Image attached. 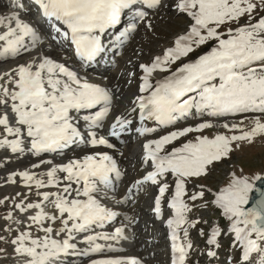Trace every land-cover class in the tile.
<instances>
[{
	"label": "snow or ice",
	"instance_id": "6c2138e0",
	"mask_svg": "<svg viewBox=\"0 0 264 264\" xmlns=\"http://www.w3.org/2000/svg\"><path fill=\"white\" fill-rule=\"evenodd\" d=\"M35 4L46 18L45 23L74 45L75 56L83 64L96 61L106 52L101 35L119 26L128 12L144 6L157 10L165 6L164 0H35ZM169 7H174L178 15L188 17L191 23L162 55L139 65L143 75L139 95L132 102L134 107L128 114L114 117L107 136L119 137L129 131L134 123L130 115L137 109L141 126L135 131L142 136L158 128L175 126L193 115L225 120L243 116L239 123L223 125L231 135L220 133L211 138L197 135L171 151L168 146L181 137L203 133L213 127L212 123L203 121L148 140L143 145V163L150 164L152 170L136 180L128 188V195L119 201L128 203L133 190L140 191L145 184L158 185L154 211L159 214L161 199L170 187L162 181L168 175L174 176L175 191L169 207L174 209L175 218L168 221L172 230V264H187L192 248L187 240L188 228H195L198 223L187 220L192 210L184 199L187 181L207 176L216 163L230 157L233 144L239 147L243 142L251 144L257 137H264V16L259 15L264 0H175L174 6ZM147 16V11H136L134 19L146 22L151 29ZM245 17L247 22L241 24ZM5 24L6 30L0 33V61L30 53L43 42L37 30L23 21L18 12L0 17V25ZM135 28L133 23L120 32L117 41L124 44ZM210 42L214 46L209 51L184 62ZM158 74L163 75L157 79ZM113 99L110 89L90 82L49 56L20 64L0 75V127L3 129L0 148L23 153L27 141L28 150L38 157L42 153L62 152L85 139L74 113L101 106L94 115L83 117L88 129L87 142L93 148L112 149L114 145L105 136L98 135L97 130L103 127ZM148 120L155 121L158 127L144 126ZM245 120L251 122L250 128L244 124ZM41 165L50 167L42 174L22 171L10 178L15 182V177H22L29 188L34 185L42 190L37 192L38 202L16 205L23 212L37 210L28 217L29 228L35 225L43 233L34 237L31 231H25L11 241L14 252L24 258V264H62V256L74 253L91 256L122 251L112 242L129 239L124 227L116 228L112 234L96 231L118 216L104 203L114 188V179L123 175L114 156L97 152L54 166L51 160H41L33 168ZM256 181L264 183V176L250 179L233 172L227 186L214 194L212 204L221 210L229 225L227 230L211 227L206 241L219 247L220 238L231 233L233 246L240 247L246 264L253 261L264 264V191L256 187ZM257 191L259 198L252 196ZM204 196L202 190L190 199L195 201ZM185 224V239L181 242L179 231ZM201 234H204L202 229ZM78 236L83 237L80 242L88 245L87 248L78 249L74 242ZM208 254L215 256L216 252ZM91 264H141V261L106 257L93 259Z\"/></svg>",
	"mask_w": 264,
	"mask_h": 264
},
{
	"label": "rangeland",
	"instance_id": "374dc122",
	"mask_svg": "<svg viewBox=\"0 0 264 264\" xmlns=\"http://www.w3.org/2000/svg\"><path fill=\"white\" fill-rule=\"evenodd\" d=\"M175 0H170L168 4L165 5L164 9L161 10V12H156L155 16H152L153 18H149L147 22L151 23V29L147 27L146 22L142 24L140 27V30H138L134 37L132 38L131 42H129L127 48L125 49L124 56L122 57L123 62L126 64H123L118 67V69H114L118 72L117 76H125L127 75V78L121 77V82L118 83L119 90L117 91L116 98L115 99V106H117V102L121 104L122 107H126L127 102L126 100H129L131 96L134 93V89L136 88L138 81H139V71L137 70V64L139 62L146 63V61H149L151 59V56L156 53H160L161 49L165 46L164 43L166 41H169V39H172L177 32H183L186 29L184 20L186 17H183L181 15L176 14L174 7H169V5L174 6ZM258 2V0H257ZM3 13V12H2ZM2 13L0 15H2ZM259 15L264 16V7H262L259 11ZM9 16L6 15V17ZM164 16V21H159V17ZM247 22V17L242 19L240 21L241 24H244ZM254 22V21H253ZM146 38V39H145ZM171 42V41H170ZM169 42V43H170ZM45 47L44 42H42L39 47L33 48L30 55L35 54L39 56V49L40 47ZM49 48V47H48ZM152 49V50H151ZM37 50V51H36ZM50 51L56 50L53 47L49 48ZM57 51V50H56ZM36 52V53H35ZM24 57V56H23ZM41 57V54L40 56ZM38 57V59H39ZM25 58V57H24ZM54 59V58H53ZM133 60V61H132ZM132 61V63H130ZM7 64V63H6ZM4 65L2 68H0V75H2L3 70L7 69L8 65ZM6 67V68H5ZM112 70V71H114ZM135 83V84H134ZM130 85H133V88L130 87ZM118 89V88H117ZM133 92V93H132ZM125 98V99H124ZM124 99V100H123ZM126 103V104H125ZM243 116H237L234 121L227 122L229 124L236 123V120H242ZM201 120V119H199ZM226 123V121L220 122L219 125L223 126ZM197 125V124H196ZM252 124L248 125L247 127L250 128ZM185 127L184 125H177L174 130L180 129ZM173 129V128H172ZM172 129H169L163 134H167ZM216 129L209 130V132L204 133H197L194 136L190 137L188 140H194L197 135H207L210 138L215 133ZM220 133L231 135L233 133L229 132L228 129L218 130ZM218 134V133H216ZM3 136V129H0V137ZM150 139H155L153 137H150ZM187 140V141H188ZM186 141V142H187ZM185 142V143H186ZM135 147V145H133ZM82 149H81V148ZM133 147V148H134ZM135 147L133 149V152L131 151L130 156L134 158V154H138L139 151H137ZM234 151L230 154V157L228 159L222 160L218 163H216L213 168L211 169L210 173L207 176L204 177H195L191 178L186 183V192L187 195L190 194H197L200 191L205 192L206 195L210 196V193L207 190H204L203 188L205 185H208L212 187L213 189L219 191L221 188L227 186V184L230 182L231 174L235 172L238 176L243 175L247 176L250 179L253 178L256 175L264 176V137H257L255 141L251 144L247 142H243L240 144L239 147H236L235 144H233ZM80 149L84 150L86 147L79 146L75 150ZM72 151L69 150L68 154L63 155L64 157L73 155L75 152L78 151ZM10 151V150H9ZM8 150L1 148L0 149V160H13L18 158L20 156V153H12ZM71 151V152H70ZM65 153V152H64ZM62 153V154H64ZM83 155L82 157H84ZM138 156V155H137ZM63 157V158H64ZM10 158V159H9ZM56 158V160L54 159ZM62 156H50L47 154H41L39 157L33 155L31 157V160H29V163L23 164V166H13V164L10 165V167H7V170H11L8 177L5 179L0 178V264H24V258L18 256L14 252V246L12 245L11 241L16 239L17 236L25 231H31L32 236H40L43 235L41 231L37 229L35 225H32L31 228H29L30 221L28 219L29 216L34 215L37 210L35 209H29L27 212H23L20 210V208L16 207L17 204H28V203H35L38 202V200H34L33 197H31L34 193V195L38 190L34 185L29 188L26 186L24 180L22 177H15V182H11V177L13 173H16V169H23L27 168L31 165H34L36 163H40L41 160H51L53 163L57 162L59 159H61ZM82 159V158H81ZM123 159V157H122ZM54 160V161H53ZM130 163V162H128ZM136 163V167H140ZM16 168V169H13ZM5 169V168H3ZM48 169L44 168L41 171H37V174H42L46 172ZM14 171V172H13ZM62 175V174H61ZM168 178V176H167ZM175 177L172 175L170 176V180L175 181ZM169 180V178H168ZM164 182H167V179L163 180ZM48 190V189H43ZM55 190V189H51ZM151 188H147L146 192H150ZM26 194V195H25ZM25 195V196H24ZM31 197V198H30ZM188 199V197H186ZM202 198L201 200L197 199L195 200L194 210L192 212V218L191 222L198 221L197 226L193 231H195L196 235V244L203 242L201 239V229L203 230L204 234L206 233V228L209 226H215L216 224L221 227L222 230H225V228L228 227V225H225V223L228 221L226 217L220 216L222 212H217V208L214 204H212L211 201H207L206 199ZM34 200V201H33ZM131 200V199H130ZM145 197H143L142 200H139L137 202L138 207L145 206ZM189 200V199H188ZM27 201V202H26ZM108 203V202H106ZM136 204H133V206ZM136 206V207H137ZM130 206V204L128 205ZM128 207H123L121 204H119L117 207L113 208V210H125ZM138 210V208H137ZM140 215V212H139ZM11 216V219H8L7 217ZM223 218V219H222ZM16 230V231H15ZM18 231V232H17ZM14 232V233H12ZM38 232V233H37ZM190 232V229H188V233ZM14 234V235H13ZM18 234V235H17ZM12 236V237H11ZM14 236V237H13ZM16 236V238H15ZM230 234L227 233L224 236L220 238V244L222 245L225 242L229 241ZM201 245V244H200ZM83 246L86 248V245H83L81 243H77V247ZM230 246H232L230 244ZM228 247L227 249L221 247L218 250L219 257L222 258L226 254L231 255L232 248ZM201 250L196 251V248L194 251L196 253H199L202 251V247L199 246ZM198 250V249H197ZM235 250V249H234ZM128 251L131 253L133 251V247H129ZM126 254V253H125ZM105 256H112V257H120L121 252H116L112 255H105ZM104 255L100 256V258H103ZM236 264H246L243 259L241 258V255H237ZM70 259V258H69ZM93 259H97L96 257ZM155 262V260H153ZM222 262V260H221ZM220 263V262H218ZM225 264V262H223ZM230 264V263H229ZM253 264H255V261H253Z\"/></svg>",
	"mask_w": 264,
	"mask_h": 264
},
{
	"label": "bare ground",
	"instance_id": "6f19581e",
	"mask_svg": "<svg viewBox=\"0 0 264 264\" xmlns=\"http://www.w3.org/2000/svg\"><path fill=\"white\" fill-rule=\"evenodd\" d=\"M4 2L2 1V0H0V14L2 13V12H4V11H6V9H7V7H5L4 6ZM3 14V13H2ZM1 16V15H0ZM159 21H164V18H159ZM173 41V40H172ZM172 41L170 42V41H167V43H172ZM172 45L170 44V47H171ZM37 47H39V46H37ZM36 48V47H35ZM165 48V47H164ZM164 48H163V50H164ZM37 49V48H36ZM39 49V53L38 54H41L42 56H49V57H51V58H54V59H58L59 58V62H63L64 60H66V61H68V60H71V57L70 56H68L67 55V57L65 56V53L64 52H61V51H56V50H53V51H50L49 50V48H45V47H40V48H38ZM152 50V49H151ZM163 50L161 51V55H162V53H163ZM37 51V50H36ZM31 53V52H30ZM30 53H24V54H22L21 56H19V57H16V58H9L6 62H4V61H0V68H2L6 63V65H8V67H7V69H5V70H3V72H1V73H5V72H11L15 67H17L18 65H20V64H24V63H28V62H31L32 60H34V59H37V55L35 56V54H34V52H33V54H31L30 55ZM36 53V52H35ZM25 58H24V57ZM152 59H150V61H151ZM133 61V60H132ZM132 61L130 62V63H132ZM150 61H146V63L145 64H148ZM6 68V67H5ZM3 69V68H2ZM2 74V75H3ZM117 72H115V74H113V73H108V75L110 76V78H109V80L108 81H110V79L112 78V77H116L117 76ZM142 75H143V72L142 71H140V73H139V79L141 80V77H142ZM158 76H160V75H158ZM158 76H156V78L158 77ZM121 77H125V78H127V75H123V76H121ZM122 78V79H123ZM121 79V80H122ZM141 82H142V80H141ZM110 85H108V84H106V87L108 88V89H112L113 87L111 86V83H109ZM135 84V83H134ZM111 86V87H110ZM117 88H118V86H116ZM130 87L131 88H133V85H130ZM117 90H119V89H117ZM137 93L139 94V91L137 90ZM121 94V93H120ZM125 99V98H124ZM123 99V100H124ZM126 101H128V100H126ZM128 105V104H127ZM123 106V105H122ZM132 108V106H129V107H122L120 110H121V112H120V114L119 115H126V114H128L129 113V111H130V109ZM113 119H114V117H113ZM250 121H248V120H245L244 121V124L245 125H250ZM251 127V126H250ZM0 129H2V127H0ZM98 131V130H97ZM81 144H82V142H77L76 143V145L75 146H81ZM25 145H26V147H25V151L23 152V153H20V156H18V158H16V159H13V160H0V178L1 179H5L6 177H8L9 175H11L10 173L12 172V169L9 171V170H7V167H10V165L11 164H13V166H23V164H26V163H29V158L31 157V156H33V154L31 153V151H29L28 150V143L25 141ZM114 145H117L115 142H114ZM102 147V146H101ZM127 147H129V146H127ZM1 149V148H0ZM72 149H74V148H72ZM66 150H68V149H65V150H63L62 152H57V153H53V154H55V155H60V154H62L63 152H65ZM9 151V150H8ZM10 152V151H9ZM82 152H75V155H77V156H72L71 155V157H76L77 159H81V158H79L78 156L79 155H82L81 154ZM113 156H114V158L116 159V160H119L118 161V164L120 165L121 164V162H123L122 160H124L125 158L127 159V156L126 155H121V152H117V151H114L113 152V154H112ZM70 156H65L63 159V161H61V160H58L56 163H54L53 164V166L54 165H62V164H66V163H68L69 161H71V160H66V158H69ZM122 157H123V159H122ZM83 158V157H82ZM10 159V158H9ZM55 160H56V158H54ZM54 161V160H53ZM36 164H38V163H36ZM35 165V164H34ZM50 166H46V165H41V167L40 168H38V169H36V168H33V165H31V166H29V167H27V168H23V169H16V168H13V169H16L15 170V172L16 173H18V172H22V171H29V172H37V171H41L42 169H44V168H49ZM3 168H5V169H3ZM14 172V171H13ZM117 184V179H115L114 180V189H115V185ZM122 193H124V190H123V192ZM33 195L31 196V197H33L34 198V200H40V197L37 195V193L34 195V193H32ZM26 195V194H25ZM24 195V196H25ZM30 197V198H31ZM108 197H110L109 195H108ZM106 198V200H107V202H108V204H111V205H113V201L112 202H110V198ZM33 200V201H34ZM27 202V201H26ZM114 211V210H113ZM118 213V216H117V218L114 220L115 222H116V225H114V227H112V229H110L111 231H114V228H118V227H124V226H122V225H119V224H125V226H127L128 225V218H129V213H127V212H117ZM117 223H119V224H117ZM125 228V234L127 235L128 233H127V228L126 227H124ZM16 231V230H15ZM18 232V231H17ZM12 233H14V232H12ZM38 233V232H37ZM33 234V233H32ZM43 234V233H42ZM14 235V234H13ZM18 235V234H17ZM40 236H41V234H40ZM12 237V236H11ZM14 237V236H13ZM15 238H16V236H15ZM57 238H59V237H57ZM100 243H105L104 241H99ZM120 242V243H119ZM119 242H112L113 244H118V246H123V244H122V241H119ZM113 246H115V245H113ZM124 250H125V248H124ZM126 253V252H125ZM98 256V255H101V253H97V254H92V256ZM86 256L85 255H83L82 256V258H85ZM121 258H125V259H127L128 257H121Z\"/></svg>",
	"mask_w": 264,
	"mask_h": 264
},
{
	"label": "water",
	"instance_id": "95a60500",
	"mask_svg": "<svg viewBox=\"0 0 264 264\" xmlns=\"http://www.w3.org/2000/svg\"><path fill=\"white\" fill-rule=\"evenodd\" d=\"M256 183V187L258 188V189H260L261 191H264V183H262V182H260V181H256L255 182ZM259 195H260V193L257 191V192H254L253 194H252V196H254V197H256V198H259Z\"/></svg>",
	"mask_w": 264,
	"mask_h": 264
}]
</instances>
